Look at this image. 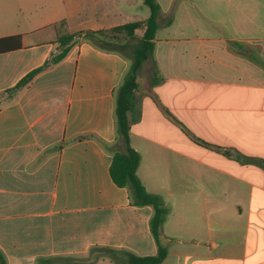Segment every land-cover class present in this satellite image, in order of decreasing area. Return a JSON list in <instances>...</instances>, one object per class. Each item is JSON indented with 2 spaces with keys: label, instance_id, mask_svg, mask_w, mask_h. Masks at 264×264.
<instances>
[{
  "label": "crops",
  "instance_id": "0c3cea01",
  "mask_svg": "<svg viewBox=\"0 0 264 264\" xmlns=\"http://www.w3.org/2000/svg\"><path fill=\"white\" fill-rule=\"evenodd\" d=\"M32 1L0 0V264H116L59 260L88 258L95 246L155 255L154 208L134 205L114 182L106 147L118 141L116 90L132 60L84 35L145 20L150 8ZM156 2L130 144L146 189L170 208L159 264H264V0ZM61 32L82 35L14 89L59 52Z\"/></svg>",
  "mask_w": 264,
  "mask_h": 264
},
{
  "label": "trees",
  "instance_id": "16d2710c",
  "mask_svg": "<svg viewBox=\"0 0 264 264\" xmlns=\"http://www.w3.org/2000/svg\"><path fill=\"white\" fill-rule=\"evenodd\" d=\"M150 8V16L142 21H133L115 26L106 30H96L84 32L85 38L90 40L95 46L108 51L124 53L132 60L130 68L124 75L123 81L116 90V121L118 141L113 145L106 147L112 152L113 159L110 166V174L114 182L121 187H127L130 193L131 201L134 205L144 206L151 205L154 208V214L150 219L151 232L157 242L158 252L155 255H136L126 249H117L112 247L95 246L90 251V256L85 259L77 258H60V261H77L87 262L100 257H109L116 264H159L168 256V248L162 243L161 229L165 222L170 208L164 198L157 193L148 191L139 177L137 171L141 163V154L130 144L131 125L141 118V110L137 105L138 88L137 77L142 73L145 62L152 56L156 31L159 27L157 17L160 10L156 0H143ZM63 25V24H62ZM143 31L141 37L137 36L136 31ZM116 33H122L126 36L125 41H121ZM81 36L82 32L71 34L61 32L58 37L59 52L54 54L42 66L34 69L27 74L15 87L17 89L27 84L33 77L45 70L49 66L60 62L64 59L75 43L76 36ZM16 47H20L21 37L16 36ZM137 39V42L131 41ZM159 77L155 75L152 78L153 83H157ZM199 142L211 146V144L197 138ZM123 145L125 150L119 149ZM55 261L49 259L47 264H53Z\"/></svg>",
  "mask_w": 264,
  "mask_h": 264
},
{
  "label": "rangeland",
  "instance_id": "374dc122",
  "mask_svg": "<svg viewBox=\"0 0 264 264\" xmlns=\"http://www.w3.org/2000/svg\"><path fill=\"white\" fill-rule=\"evenodd\" d=\"M36 3H39V0H33L32 1V5H36ZM36 9L38 10V11H40V10H42V9H44L43 7H36ZM37 11V12H38ZM138 36H141V34H142V31L141 30H138ZM116 36L118 37V39H120L121 41H125L127 38H126V36L125 35H123L122 33H116ZM131 41H134V42H137V39H132ZM145 75H147L146 74V72H145ZM157 169H158V174H157V176H158V180L157 181H159L160 183H161V188H158V190H160V191H162L163 193H166V191H167V188L165 187V167H163V166H159V167H157ZM224 201H226V200H224ZM227 203V201L225 202V204ZM224 204V205H225ZM169 207V206H168ZM224 219H226L225 217H224Z\"/></svg>",
  "mask_w": 264,
  "mask_h": 264
}]
</instances>
